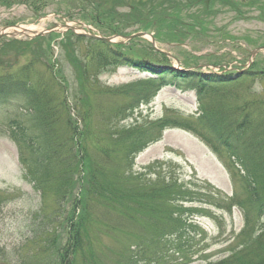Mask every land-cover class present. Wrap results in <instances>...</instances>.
I'll use <instances>...</instances> for the list:
<instances>
[{"label":"trees","instance_id":"trees-1","mask_svg":"<svg viewBox=\"0 0 264 264\" xmlns=\"http://www.w3.org/2000/svg\"><path fill=\"white\" fill-rule=\"evenodd\" d=\"M137 2L134 8L129 6V11L133 10L134 13L144 6L146 15L129 23H141L144 29L150 25L194 29L193 26L203 22L194 19L193 15L185 22L186 18L181 16V12L195 3H202L203 11H208V14L215 13L210 7L217 4L230 11H239L240 14H243L240 10L242 6L264 12V0ZM95 10L94 15L90 13L82 17L94 19L95 15L106 11L99 8ZM148 12L150 17H147ZM156 19L158 22L154 24ZM80 37L85 40V37ZM88 39L84 57L77 56L80 47L78 51L75 50L74 42L68 39L60 41L70 44L67 60L72 59L74 63L81 58L85 63L81 69L74 68L75 81L87 99L84 109L78 111V120L85 122L89 117H98L99 124L93 131H89L86 123L84 129H79L78 120L71 118L70 113L76 108L66 97L67 84L65 79H61L62 71L56 67L57 62L48 58L49 36L28 41L11 39L5 42L0 39V110L15 103L27 110L17 120L15 116V119L0 121V135L8 137L17 147L23 178L32 184L40 197V211L45 213L42 223L56 224L49 232L53 235L51 241L62 237V241L65 239L64 243L61 241L57 245L51 244L49 249L45 248L44 261L39 260L38 264H90L87 260L95 257L99 245V240L95 238L100 231L117 246L109 252L118 248L119 255L122 251L125 254L126 260L121 258L116 264H138L141 258H144L142 264H154V261L163 257V249L171 242L175 244L169 249L173 248V251L185 257L183 251L188 245V234L195 232L197 224L184 216L193 210L184 208L181 203L193 201L196 193L176 180L170 178L166 181L155 176L153 165L141 172H132L136 154L159 140L163 130L169 127L191 132L218 154L227 150L243 171V194L235 192L228 197L208 183L205 185L208 203L228 212L233 207L241 211L243 227L240 236L246 237L232 249L231 256L213 264H264V151L260 148L264 145V100L262 103L254 100L243 102L236 116L232 115L228 106L223 108L219 105L214 110L210 107L211 102H206L203 97L208 89L223 85L228 80H224L223 84L216 80L209 85L212 82L209 78V84L202 85L197 94L201 110L195 119L173 116L146 122L135 120L130 125H121L120 122L128 118L139 103L147 102L156 92H151L144 83L138 82L129 84L127 89L114 88L112 90L117 97L125 96L129 101L103 109L98 98L91 97L99 87L87 83L88 68L96 79L98 71L106 68L105 63L151 67L142 66L145 62L124 58L101 40ZM64 50L66 54V48ZM160 73L149 81L159 86L167 83ZM186 75L187 72L179 73L178 77L189 81L195 76ZM213 77L218 78L215 75ZM244 79L248 78L241 76L232 83ZM110 90L105 88L100 92L106 95ZM65 122L69 126L68 135H63L61 131V125H65ZM86 140L90 142L85 143ZM110 143L113 144L108 146ZM119 144L122 145V151L116 154ZM245 149H252L253 154L257 153L256 156L261 154V165L248 166L246 159H252L253 154L243 155ZM114 156H119L123 166L109 177ZM50 193L54 195L55 204L47 212L45 201ZM100 212L105 218L110 216L108 225L101 224ZM100 255L101 247L96 264H100ZM113 258L116 257L113 255Z\"/></svg>","mask_w":264,"mask_h":264},{"label":"rangeland","instance_id":"rangeland-1","mask_svg":"<svg viewBox=\"0 0 264 264\" xmlns=\"http://www.w3.org/2000/svg\"><path fill=\"white\" fill-rule=\"evenodd\" d=\"M137 1L140 0H0V30L7 26L21 25L40 31L39 29L43 30L56 23L67 22L79 28L78 32L82 30V33L101 34L100 36L103 37L116 35L117 38L113 39L115 41L108 43L112 50L129 60L145 62L146 64L142 66L148 65L154 71L150 72L147 67L125 66L119 62L113 65L105 63L106 68L98 71L95 79L89 67L87 83L99 87L91 97L98 98L100 106L106 109L129 101L128 97H117L112 90L114 88L127 89L129 84L138 82V84L144 83L143 85H146L151 92H156L147 102L139 103L132 114L120 122L121 125H130L135 120L146 122L173 116L195 119L200 115L201 110L197 101L201 86H207L210 82L209 78L212 80L209 85L214 84L213 81L216 80L223 84L224 79L219 78L225 77L220 74L221 66L231 68L230 72L226 73L228 78L248 66V69H244L239 74L240 77L245 76L248 79L232 83L234 78L232 81H224L223 85L208 89L203 100L211 102L212 109L216 110L219 105L223 108L228 106L232 115L236 116L243 102L254 100L256 103H262L264 74L260 75V71H264V50L258 51L253 57H250V51L264 47V12L260 13L254 7L242 6L240 10L243 14H240L239 11H230L227 7L217 4L210 7L215 13L208 14V11H203L202 3H195L181 12V16L186 18L185 22L191 15L195 16L194 19L203 22L193 26L194 29H178L174 25L169 28L163 25L161 28L150 25L144 29L141 23H129L130 20L136 21L141 18L139 16L146 15L147 10L144 6L134 13L133 10L129 11V6L132 5L134 8ZM152 2L154 3V0ZM96 8L106 11L95 15L94 19L82 17L83 15L87 17L90 13L94 15ZM147 15L150 17L149 12ZM157 22L156 19L154 24ZM201 26L204 28L202 29ZM141 31L152 35L154 43L149 36L127 40L120 37ZM45 35L50 37L48 58L57 62L56 67L62 71L61 79H65L67 84L66 97L76 108V111L70 113L71 118L78 120V111L84 109L87 99L79 83L75 81L74 68L81 69L85 63L81 58L74 63L71 62L72 59L67 60L69 54L67 48L70 44L68 41L62 44V41L68 39L74 42L75 50L78 51L80 47L77 56L84 57L83 51L89 44L87 41L89 37L84 36L85 40H83L81 35L69 31ZM36 37L18 34L4 37L2 40L28 41ZM174 59L180 64L178 65ZM178 66L190 67L192 71H198V74L189 81L181 80L176 77L179 73L174 69ZM162 69L163 72L160 73ZM164 71H172L174 76L168 77L164 75ZM158 73L169 80L162 87L156 82L149 81ZM187 74L186 76L192 75ZM105 88L111 89L106 95L100 92ZM25 111L27 110L23 106L15 103L0 110V121L15 119L13 118L15 116L17 120L25 114ZM84 123L89 131H93L99 124V118L89 117L85 122L78 120L79 129H84ZM61 127L63 135H68L69 126L66 122ZM161 136V139L148 144L144 150L136 154L132 172L138 173L153 165L155 176L166 181L170 178L176 180L196 193L193 195V201H182L181 204L184 208L193 210L186 212L184 216L191 218L197 224V228L195 232L188 234V245L183 251L185 257L173 251V248L169 249L175 244L171 242L163 249V257L154 261V264H213L228 258L232 249L246 238L240 236L243 227L242 213L237 208H232V211L228 212L208 203V196L204 193L208 192L205 185L208 183L228 197L235 192L243 194L241 183L243 171L227 150L224 149L218 154L189 131L169 127L163 130ZM87 142L90 141L86 140L85 143ZM117 148L116 154H120L122 145L119 144ZM260 148L264 151V145ZM242 153L253 154L252 149H245ZM256 154L252 155V159L245 158L248 166L261 165L262 156L264 164V155L256 156ZM95 155L99 156L97 152ZM122 166L123 162L119 156H114L112 173L108 176H113L115 170H121ZM0 198L6 200V202L1 200L0 203V264H38L39 260L43 262L44 249H49L51 244H60L63 237L51 241L53 235L49 232L56 227V224L42 223L45 213L40 211L39 194L23 179L15 143L3 135H0ZM54 204V195L50 193L45 201L47 206L45 210L51 211ZM98 214L99 218H102L101 224L108 225L110 216L105 218L101 212ZM90 237L93 238L91 234ZM95 239L99 240L98 249L95 257L88 259L87 263L96 264L99 247H101L100 264H116L121 258L126 260L122 250L119 255L118 248L109 252L117 246L103 231H100ZM64 242L65 239L62 243ZM113 255L116 258H113ZM143 261L144 258L139 259L138 264H142Z\"/></svg>","mask_w":264,"mask_h":264},{"label":"water","instance_id":"water-1","mask_svg":"<svg viewBox=\"0 0 264 264\" xmlns=\"http://www.w3.org/2000/svg\"><path fill=\"white\" fill-rule=\"evenodd\" d=\"M58 27L59 28L60 27H65L66 29H70L72 31H74V29H75L74 27L70 26L69 24L58 25ZM50 30H56L57 31L58 29L52 27V28H48V29L43 30V31H32V30H30L27 27L13 26L12 31H4V29H2L0 31V37L1 36H4V35H7V36H16L17 34L29 35V34H27V32H29L31 34V36H36V35H42L45 32H48ZM145 35H146L145 32H137V33H135L133 35H130V36H122V38H124V39H130L132 37H137V36L143 37ZM91 36L96 37V38H99V39H101L103 41H106V42H112V41H114L113 39L116 37V35H112V36H108V37H102V36H96V35H93V34H91ZM152 43H154L153 39H152ZM260 50H264V47H259V48H256V49L252 50L250 52V56L251 57L254 56V54L256 52L260 51Z\"/></svg>","mask_w":264,"mask_h":264}]
</instances>
